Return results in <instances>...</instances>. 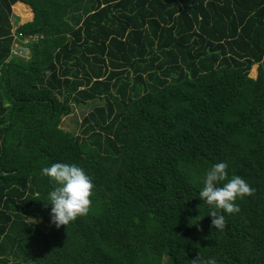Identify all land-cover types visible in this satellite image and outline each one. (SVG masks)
<instances>
[{
  "label": "trees",
  "instance_id": "1",
  "mask_svg": "<svg viewBox=\"0 0 264 264\" xmlns=\"http://www.w3.org/2000/svg\"><path fill=\"white\" fill-rule=\"evenodd\" d=\"M14 3L30 20L13 23ZM11 30L27 57H10ZM74 108L73 133L60 122ZM220 162L255 190L223 230L198 196ZM53 163L94 184L88 215L59 228ZM198 253L264 264V0H0V264Z\"/></svg>",
  "mask_w": 264,
  "mask_h": 264
},
{
  "label": "clouds",
  "instance_id": "2",
  "mask_svg": "<svg viewBox=\"0 0 264 264\" xmlns=\"http://www.w3.org/2000/svg\"><path fill=\"white\" fill-rule=\"evenodd\" d=\"M226 162L214 164L203 178V188L199 199L210 206L208 215L211 227L223 230L226 226L225 214L232 215L240 211L236 200L254 194V189L238 175L228 178ZM41 174L54 182L48 193L45 206L51 205L50 218L57 228L67 226L78 217L88 215L94 184L85 170L75 164L53 163L41 169ZM191 264H217L215 258H203L199 253L191 259Z\"/></svg>",
  "mask_w": 264,
  "mask_h": 264
},
{
  "label": "rangeland",
  "instance_id": "3",
  "mask_svg": "<svg viewBox=\"0 0 264 264\" xmlns=\"http://www.w3.org/2000/svg\"><path fill=\"white\" fill-rule=\"evenodd\" d=\"M10 9H11V14L18 18V21L16 20L13 23L17 22L19 24L22 21H25L26 18H28L31 15L29 8L27 6L25 7L24 5H14L13 4L10 7ZM27 13H28V15H25ZM16 25H14L13 27H15ZM249 72H250V75L254 76L255 75V66H252ZM84 113H85V108H74L72 113L68 114L67 116H65L61 119L60 127L64 130H68V131H71L73 133L76 132L78 129L77 125L79 123L81 115ZM45 228L46 227L44 225H41L42 230H44ZM45 251H46V248L41 249V252L44 254H45Z\"/></svg>",
  "mask_w": 264,
  "mask_h": 264
},
{
  "label": "built area",
  "instance_id": "4",
  "mask_svg": "<svg viewBox=\"0 0 264 264\" xmlns=\"http://www.w3.org/2000/svg\"><path fill=\"white\" fill-rule=\"evenodd\" d=\"M11 44L9 49L10 57L22 58L28 54L27 43L28 36H24L21 33H16L13 30L10 31Z\"/></svg>",
  "mask_w": 264,
  "mask_h": 264
},
{
  "label": "crops",
  "instance_id": "5",
  "mask_svg": "<svg viewBox=\"0 0 264 264\" xmlns=\"http://www.w3.org/2000/svg\"><path fill=\"white\" fill-rule=\"evenodd\" d=\"M14 5H23V4H21V3H14ZM25 6V5H24ZM26 7V6H25ZM13 12V11H12ZM25 15H28V13L27 14H25ZM30 18H31V15L28 17V18H26V20L25 21H28V20H30Z\"/></svg>",
  "mask_w": 264,
  "mask_h": 264
}]
</instances>
